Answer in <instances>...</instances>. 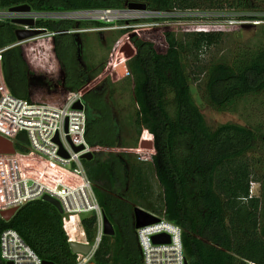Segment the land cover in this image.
<instances>
[{"label": "trees", "instance_id": "obj_1", "mask_svg": "<svg viewBox=\"0 0 264 264\" xmlns=\"http://www.w3.org/2000/svg\"><path fill=\"white\" fill-rule=\"evenodd\" d=\"M131 2L159 10L252 9V0H0V7L26 3L38 10H71L122 8ZM241 18L261 20L264 16L246 13ZM37 24L53 31L104 26L99 21L73 20ZM189 25L183 27V38L169 25L150 26L143 32L122 30L132 47L129 66L136 105V140L151 151L153 171L161 188V210L152 207L149 211L182 228L187 264H264V169L258 178L254 160L249 157L258 149V141L264 156V132L258 134L256 129L229 122L210 127L191 89L195 82L202 98L219 111L242 97L264 91V47L245 49L229 61L197 64L189 69L188 56L219 43L223 34L221 24ZM79 36L80 32H70L49 38L50 49L64 72L54 83L56 88L49 91L28 83L32 73L29 42L1 53L3 76L14 95L32 103L59 104L74 92L83 94L86 139L94 151L91 159L82 162L98 203L114 228L113 235L102 236L92 262L142 264L134 206L151 187L141 165L128 162L126 153L118 150L121 133L109 97L102 96V86L89 85L90 75L80 70L81 62L74 61L82 47ZM14 41L13 26L0 22V47ZM169 92L173 94L171 99L167 98ZM15 146L21 152L28 151L23 133L18 134ZM252 181L260 182L258 196L250 193ZM94 222L93 215L81 219L89 239L94 236ZM6 228L16 230L43 261H75L62 227V213L50 202L30 201L9 220L0 217V233Z\"/></svg>", "mask_w": 264, "mask_h": 264}, {"label": "built area", "instance_id": "obj_2", "mask_svg": "<svg viewBox=\"0 0 264 264\" xmlns=\"http://www.w3.org/2000/svg\"><path fill=\"white\" fill-rule=\"evenodd\" d=\"M24 4V3H20ZM20 4L0 7V22L9 23L16 30H40L38 34L0 47V135L11 140L15 151L0 153V212L16 208L27 202L43 200L48 195L61 206L62 227L68 242L89 245L87 253L77 252L73 264H93L94 253L104 234L103 211L83 166V155L94 149L86 139V104L79 91L59 104L32 103L14 95L6 84L2 72L1 53L9 47L25 43L32 38L55 34L80 32L73 29L50 30L39 26V21L89 20L121 21L123 27L135 28L138 19H149L150 26H161L168 13L190 22V10H159L141 8H90L71 10L12 9ZM193 16V15H192ZM32 21V24L22 21ZM217 23L220 22H201ZM186 24V25H189ZM126 29V28H125ZM77 102L81 108L75 106ZM23 133L28 151L17 150V136ZM75 147H81L75 150ZM152 213V212H151ZM154 214V213H153ZM94 216V236L89 239L81 219ZM157 221L136 228L142 264H185L182 228L156 215ZM1 217V216H0ZM2 218V217H1ZM166 234L168 241L155 242L153 236ZM43 264V260L12 228L0 233V264ZM247 264H258L246 261Z\"/></svg>", "mask_w": 264, "mask_h": 264}, {"label": "rangeland", "instance_id": "obj_3", "mask_svg": "<svg viewBox=\"0 0 264 264\" xmlns=\"http://www.w3.org/2000/svg\"><path fill=\"white\" fill-rule=\"evenodd\" d=\"M127 8L122 7L120 9ZM192 22H220L223 34L219 43L201 48L198 52L188 56L189 69H195L197 64H208L217 61H229L231 56L238 55L243 50H253L264 47V19H242L243 14L262 15L264 16V0H252V9L242 12L237 9H192L190 10ZM176 12L168 13L163 21L159 23L163 25L173 26L180 38L185 37L187 27L184 20H178L174 16ZM193 15V16H192ZM90 22L89 20H81ZM138 26L135 28L123 27L121 21H104V26L95 27L87 25V27L69 28L80 31L81 50L78 51L77 57L74 55V61L80 65V70L92 77V84L102 86V96L105 94L109 97V103L113 108L115 121L120 128L121 149L126 153L128 162L141 165L144 177L150 185L151 190L147 196L138 200L136 206L149 211L161 210L162 195L161 188L157 183L152 163L151 151L147 147H143L136 140V132L134 126L136 105L133 98V75L129 66L131 58V44L126 40L123 29H136L143 32L149 25V19H138L135 21ZM162 25V26H163ZM190 26V25H188ZM132 33V31H130ZM63 35V34H62ZM50 37L32 38L27 41L31 45L28 51L30 57V67L34 75L40 77L46 83L48 90L56 88L54 82L63 75L60 62L56 58L54 52L51 51ZM16 41L8 44L12 45ZM25 42V43H27ZM22 43V44H25ZM20 45V44H18ZM68 61V60H67ZM71 61V60H70ZM69 61V63H70ZM64 66H67L65 63ZM89 67V71L86 70ZM192 95L203 114L206 123L214 128L222 123H235L256 129L258 134L264 132V91L256 94H250L238 99L234 104L226 110H216L208 104L201 95V91L197 88L195 82L191 83ZM82 96L83 94L80 93ZM172 93L167 94V98H172ZM84 99V98H83ZM257 150L251 155L253 158L256 176L260 178L264 169V156L261 151L260 141H258ZM250 193L258 196L260 193V182H250ZM139 199V198H138ZM152 212V211H149Z\"/></svg>", "mask_w": 264, "mask_h": 264}, {"label": "water", "instance_id": "obj_4", "mask_svg": "<svg viewBox=\"0 0 264 264\" xmlns=\"http://www.w3.org/2000/svg\"><path fill=\"white\" fill-rule=\"evenodd\" d=\"M128 8H145L146 5L144 3H136V2H131L127 4ZM30 8V5L24 3V4H20L18 6H14L12 7V9H17V10H28ZM25 23H29L32 24L33 22L30 21H22ZM40 30H16L14 32L15 38L16 40H23L29 37H32L36 34L39 33ZM29 80L35 79L37 81L38 85L41 86H46V83L44 82V80L40 77L37 76H29L28 78ZM76 107L81 108L82 105L80 104V102H77L75 104ZM143 147H147V145H141ZM81 149V147H75V150H79ZM15 151L13 143L11 140L3 137L0 135V153H13ZM93 157V152H89L83 155V158L85 159H91ZM43 200L52 203L59 212L62 211L61 206L59 204V202L57 200H55L54 198L46 195L43 197ZM16 208H11L9 210H5V211H1L0 212V216L4 219V220H9L12 215L15 213ZM157 216H155L153 213L146 211L138 206H134V225L135 228H139L141 226L153 223L155 221H157ZM103 221H104V234L105 235H113L114 234V228L112 226V224L110 223V221L107 219V217L103 214ZM153 240L155 242H167L168 241V236L166 234H159V235H155L153 236ZM69 246L71 248V251L73 253H77V252H82V253H87L90 249L89 245H84V244H80V243H76V242H69ZM8 264H11L10 262H8ZM43 264H54L53 262H49V261H43ZM187 264V262L185 263Z\"/></svg>", "mask_w": 264, "mask_h": 264}, {"label": "flooded vegetation", "instance_id": "obj_5", "mask_svg": "<svg viewBox=\"0 0 264 264\" xmlns=\"http://www.w3.org/2000/svg\"><path fill=\"white\" fill-rule=\"evenodd\" d=\"M86 75H88V74H86ZM92 81H93V80H92V77H91V79L88 80L89 85H90L91 87H93V88H94V87H95V88L98 87L97 85H93V84L91 83ZM55 82H57V81H55ZM55 82H54V83H55ZM28 83H29L30 85H38V84H37V81H36L35 79H32V80H29V79H28Z\"/></svg>", "mask_w": 264, "mask_h": 264}]
</instances>
